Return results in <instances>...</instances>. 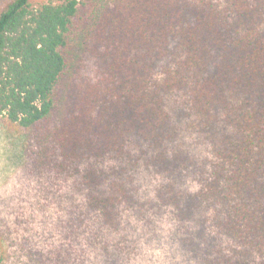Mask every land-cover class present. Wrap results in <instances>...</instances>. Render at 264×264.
Instances as JSON below:
<instances>
[{"label":"trees","instance_id":"trees-1","mask_svg":"<svg viewBox=\"0 0 264 264\" xmlns=\"http://www.w3.org/2000/svg\"><path fill=\"white\" fill-rule=\"evenodd\" d=\"M89 54L101 76L72 94ZM0 116L84 163L102 227L82 223L123 236L108 259L134 250L125 213L153 230L167 211L200 264H264V0H0ZM189 142L209 155L193 194L176 178ZM142 167L170 177L144 201Z\"/></svg>","mask_w":264,"mask_h":264},{"label":"rangeland","instance_id":"rangeland-1","mask_svg":"<svg viewBox=\"0 0 264 264\" xmlns=\"http://www.w3.org/2000/svg\"><path fill=\"white\" fill-rule=\"evenodd\" d=\"M98 65L90 54L83 58L72 78V94L80 89L87 92V85H95L101 76ZM40 127L20 129L0 116L1 264H111L107 260H118L119 264H200V259L191 256L177 240L179 222L167 211L151 216L153 230L138 215L125 213L124 232L134 250L128 257L117 252L110 255L114 259H108L101 242L107 239L115 243L123 236L103 228L99 239H93L92 231L82 223L84 213L92 226L99 229L102 225L97 215L85 207L86 191L79 190L84 163L64 160L59 141ZM186 147L188 158L177 170L176 178L181 188L193 194L200 187L199 175L207 168L209 155L197 143L189 142ZM100 165L110 167L113 160L105 158L97 167ZM137 179L144 201L154 198L158 187L170 177L142 167ZM196 229L191 223L187 230ZM186 232L183 229L181 234Z\"/></svg>","mask_w":264,"mask_h":264}]
</instances>
